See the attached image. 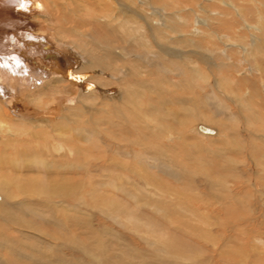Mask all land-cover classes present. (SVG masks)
Wrapping results in <instances>:
<instances>
[{"label": "bare ground", "instance_id": "6f19581e", "mask_svg": "<svg viewBox=\"0 0 264 264\" xmlns=\"http://www.w3.org/2000/svg\"><path fill=\"white\" fill-rule=\"evenodd\" d=\"M109 1L110 3L106 0H0V174L4 171L12 174L10 179L0 177V264H184L181 254L183 252L178 251L177 254L175 252L178 250H175L177 241L175 234H179L180 229L185 227V220L180 224L178 219L177 222H173L176 223L173 232L169 233L168 241L167 238L164 240L167 234L160 229V224L165 220L166 214L171 212L175 214L180 208H176L171 202L164 204L159 201L156 192L162 193V188L158 178L155 179V173L152 175L147 170L139 168L136 172L132 169L133 171L120 175L125 179L112 174L113 172L105 176L111 184H118L117 190L124 193L128 199H139L144 201V206L148 209L151 207L148 215L153 221L150 219V222L145 217L130 212L123 200L102 195L94 188H92L94 190L87 188L90 190L87 199L91 200L93 205L91 207L96 213L87 215L83 209L89 210V206L85 208L86 205L83 206L82 203L84 198L81 191L84 186L80 177L82 168H90L94 173L96 171L97 174H103L121 164L119 165L114 157L103 161L105 156L102 154L109 151L108 148L102 149L92 161L86 159L84 165L80 157L82 155L84 158L87 157H85L87 146L95 148L94 150L98 149L96 144H88L89 140L97 138L102 140L108 136L109 139L104 138L101 144L107 147L112 141L110 134L112 133L113 137L115 132L126 134L125 139L127 134L136 136V140L131 143L141 146L149 141L159 140L163 134H161L163 125L161 127L157 119L151 118L149 113L146 114L140 107L137 101L140 97L149 100L156 97L166 111V121L175 122L179 133H182L190 122L200 124L209 121L207 117H200L195 112V107L197 110L201 108V98L192 99L193 105L189 107H184L189 100L182 97L175 99L178 104H182L179 109L168 107V101H160V97L164 95L163 88H166L167 84L173 87L168 88L170 91L175 89L187 91L186 89L190 87L185 79L182 84H172L173 81L168 74L173 73V68L179 69L180 74L187 72L191 80L193 82L196 80L197 84H200L198 80L203 79L205 75L203 76L202 72L197 73L194 67L186 65L187 68H183L179 63L164 61L162 55L159 56L157 51H153L155 47L152 49L153 44L150 38H147L149 35L142 27L143 25L147 29L150 24L154 25V34L162 41L165 32L160 29L165 28L171 31L169 33H175L171 36L172 41L169 38L165 40L173 46H166L168 45L166 43L156 45L158 51L163 52L170 47L175 49L182 47L188 35L195 39L203 37L207 33L197 27L198 24L208 22L201 20L200 23H195L189 34L181 35L179 34L181 26L178 23H181L183 18L175 15L172 17L173 20H168L166 24L163 17L167 13L166 8L162 7L163 10L158 11L150 6L151 12L141 16L143 24L133 19L137 13L132 11L133 0ZM136 1L148 8V0ZM152 1L164 7L174 2ZM245 1L248 3V0ZM21 4L25 7H21ZM231 7L237 11V15H242L243 7H236L234 4ZM200 8L203 10V6ZM158 13L159 20L152 21L150 18L155 19ZM218 14L216 11L209 13L208 16L214 17ZM169 21L171 23H168ZM243 21L246 22L245 19ZM244 24L246 30L264 33V17L260 16L256 24L247 22ZM255 39L252 53L256 52L264 57V38ZM177 51H180L179 54L182 52ZM226 52L221 53L226 56ZM157 70H160V73H155ZM176 76L177 73L174 77ZM211 105L215 114L223 113L218 106ZM166 125L167 133L169 132L171 137L174 136L170 129L173 127ZM48 140L53 141L49 153L44 150L46 145L42 144L46 141L48 143ZM126 146H116L118 150H114V155L129 158L132 152L126 151ZM147 147L151 152L133 155L137 159L133 160L131 166L143 167L144 164L140 160L146 159L154 164L146 167L155 168L168 178L179 179L182 176V173L164 167L165 164L159 165L158 160L163 157L164 152L158 144H147ZM65 149L67 153H73V158L67 157ZM150 155L155 157H149ZM46 156L51 158L46 160ZM170 160L169 163L172 162V159ZM105 163L108 165L107 169L103 167ZM229 168L232 167L222 165V170ZM125 170L128 171L126 168ZM127 175H132L145 186L152 188L151 192H146L144 188L146 194L143 197H136L130 191L132 187L129 185L132 182L127 179L131 176ZM98 184L93 182L94 187H98ZM127 185L129 187H126ZM10 187L14 188V193L12 190L9 192ZM54 197L59 198V201L54 200ZM15 198L23 200L16 201ZM65 201L70 205L67 206ZM242 201L244 200L240 197L233 199V205L238 206L232 208L240 211ZM121 212L124 217L118 218L117 214ZM186 216L189 217L188 214ZM28 218L54 227L55 238L52 239L58 242H53V246L47 248L49 250L38 249L36 247L38 241L32 234L36 231ZM109 229L114 234H111ZM66 230L72 232L68 231L66 234ZM86 234L98 238L88 243L84 239L89 237L85 236ZM38 235L47 236L41 233ZM172 242H175V246ZM105 243L112 245L118 252L115 255L109 252L113 257L111 262L107 261L108 258L104 259ZM145 247H152V250L148 251L147 248L146 251ZM92 249H95L97 254L90 256ZM221 249L219 254L224 250L223 247ZM164 253L168 256H164ZM193 257L196 259V256ZM190 264L205 262L196 259L191 260Z\"/></svg>", "mask_w": 264, "mask_h": 264}, {"label": "rangeland", "instance_id": "374dc122", "mask_svg": "<svg viewBox=\"0 0 264 264\" xmlns=\"http://www.w3.org/2000/svg\"><path fill=\"white\" fill-rule=\"evenodd\" d=\"M151 1L152 0H148V8H146L142 3L133 0L132 11L137 12L136 18L134 16L133 19L143 23L141 16H144L146 12L150 13L152 9L151 7L158 11L166 8L167 10L165 9V11H167V13L163 16L166 19V24L168 20H173L172 17H175V15L183 18L182 22L178 23L181 26V33H179L181 35L189 34L195 23H200L201 20L205 23L208 22V24L206 23L207 25L203 23L200 25L198 24L197 29L200 28L209 35L205 34L203 37L196 39L188 35V38H185V43L182 47L175 45L176 48L178 47L177 49L170 47V49H166L163 52L158 51L156 45L158 44L161 46L159 43L165 44L167 38L172 41L171 36H174L173 34L175 33L171 34L169 33L171 31L168 29H160V27H157L165 32V37L162 41L156 38L153 31L154 25L150 24L147 29L143 25L142 27L146 31V34L149 35L147 38H150L149 40L151 41V44H153L152 49L155 47L153 51H157L159 56L162 55L161 58L164 59V61L167 60L169 62L179 63L183 68H187L186 65L194 67L197 73L202 72L201 74L203 76L205 75L203 79L198 80V82L200 81V84H197L196 80L195 82L191 80L189 77L190 75H188L187 72L180 74L181 72L179 69L173 68V73L168 74L172 79L170 80L173 81L172 84H182L185 79V82L190 84V87L186 89L187 91H181L180 89L170 91L169 89H173V87L171 88L167 84L166 88H163L164 95L162 94L160 101H168V107L170 106V108L179 109L182 104H178L175 99L178 100L182 97L189 100V102L187 101L188 104L186 103L184 106L189 107V105H193L191 102L192 99L201 98V108H198L197 110V107H195V112L200 117H207L209 121L204 123L201 122L200 124H192L190 122V125L185 128V132L183 131L182 133H179L175 122L166 121V111L158 103L156 97L151 100L146 97L138 98L137 101L139 102L140 107L145 110V113H149L148 115H150L151 118L157 119L161 124V127L163 125V132H161V134H163L159 137V140L149 141L142 146L137 143H131V141L136 140V136L127 134V138H130L128 140L127 138L125 139L126 134H119L117 132H115L116 134L113 133V137L112 133L110 134L112 141L107 144V147L105 144H103V146L101 144L103 143L104 138L107 140L108 136H105L102 140L99 138H97V140L94 139L96 143L94 140H89L88 144H96L98 149L94 150L95 148L87 146L89 150L85 153V157H87L84 158L83 155L80 157L81 162L83 161V165L85 164L84 162L86 159L92 161L94 156L99 154L102 149L104 150V148H108L109 151L103 153L104 155L102 154V156H105L103 161L114 157L122 167L120 169H118L120 166L112 167V171H105L103 174H97L96 171L94 173V170L89 167V169L82 168L80 172L81 181L83 183L82 185L84 186L81 190L82 197H84L82 198V203L83 206L86 205L85 208H88L89 206V210L83 209V212L85 211L84 214L86 213L87 215H95L96 212L91 207L93 206L91 200L87 199L88 192L95 189L102 195L109 196L110 198L113 197L119 201L123 200L125 206L127 205V209L131 210L130 212H134L140 217H145L149 221L151 216L148 214L151 207L148 209L144 206V201L139 199H128L124 193L117 190L116 185L118 184H111V181L106 180L105 177L112 172V174L120 176L129 173L132 169L135 172L139 168L147 170V172H150L152 175L155 173V179L158 178L157 180L161 185L162 193L159 191V193L156 192L159 201L164 202V204L171 202L172 204H175L174 206L176 208H180L178 210L173 208V210H177L175 213L176 215L173 212L165 215L164 221L166 223L163 221L160 224V229L163 233L167 234L165 235L164 240L167 238L168 241L169 233L173 232V226L176 224L173 222H177L178 220L179 224L185 222V227H182L180 231L178 230L179 234H175L177 237L176 246L175 242H172L175 246V250L178 249L175 251L176 254L178 251L180 253L183 252L181 254L183 255L182 261L184 264H190L191 260L193 261L196 259H200V261L205 262V264H264V57L259 53H252V47L256 40L255 38H264V33H262V31L253 32L250 29L246 30L244 26V23L246 22L247 24H256L259 22L260 16L264 17V0H248V3L245 0H174V2L172 1L174 6H172V4H170V6L167 4V7L162 5L159 6V4L152 3L153 1ZM106 2L110 3L109 0H106ZM166 2L171 3L170 0H166ZM233 4L234 6L236 5V7L244 8L241 16L237 15V11H234V8L231 7ZM201 6H203V10L200 8ZM216 11L222 16L219 14L214 17L208 16L209 13H214ZM159 15L160 14L158 13L155 19H150H152V21H158ZM242 19H245L246 22ZM168 23H171V21ZM257 25L259 26V24ZM258 33L259 35H257ZM200 40L205 43H202ZM229 43L230 45H228ZM166 44H168L166 46H173L172 43ZM192 46H194L195 49ZM177 50H181V54H179L180 51ZM222 51H227L226 56L221 53ZM185 57H187V59ZM155 73H160V70H157ZM175 73H177L176 77H174ZM191 81L193 84H191ZM194 86H196V88ZM191 89H193V92L190 91ZM165 90H167V92ZM211 104L218 106L223 113L218 115L215 114ZM166 124L173 127L170 129L174 132V136L171 137L169 132L167 133L168 127ZM50 141L51 140H48V143L47 141L46 143L42 142L43 145H46L44 146V150L47 151V153L52 150L51 147L53 141ZM152 143L158 144L164 152L162 155L163 157L158 160V162H160L159 165L165 164L163 165L164 167L182 173V176L179 179L172 177L168 178V176L158 172L155 168L146 167V165H154L146 159L140 160L144 164L143 167H141L142 165L139 167L130 165L133 163V160L137 159H135L133 155H142L151 152L150 148H148L149 146L147 147V144L151 145ZM80 144L85 143L80 142ZM181 144H184L185 146H181ZM119 145H127L125 147L127 148L126 151L132 152V155L129 158L126 157L127 159L125 157H117L114 155V150L117 149L116 146ZM180 147H182V149ZM66 151L67 149H65L67 157L73 158V153L69 154ZM89 155L90 157L88 158ZM149 157L153 158L155 156L150 155ZM50 158L51 156H46V160ZM170 159H172L171 163H169L171 161ZM53 160H49V162H53ZM223 164L231 166L232 168H229L230 170H222ZM107 166L106 163L103 165L106 169ZM125 168L128 171H126ZM4 172H1L0 177H3V179H10L12 176L11 172ZM127 176H131L127 178L132 182L128 185L132 187L130 191L133 192L136 197H143L146 192H151L152 188L149 186L147 187V185L145 186V184L136 180L132 175ZM14 178L15 177L13 176V179ZM120 178L125 179L123 176H120ZM93 182L99 183L97 185L98 187H94ZM204 183H207V186L203 185ZM128 185L126 187H129ZM10 188L9 192L12 190L14 193V188ZM87 188L91 189L89 190ZM144 188L146 189V192ZM85 190L88 191L86 192ZM237 197L244 200L240 204V211L233 209L238 206H234L232 202V200ZM53 199L59 201V198L57 199V197H54ZM14 200L21 201L23 198H15ZM67 203L68 201H65V204L69 206L70 204ZM109 203L110 202H106V204ZM55 204H57V202ZM35 207L36 206H34V208ZM187 214L189 217L186 216ZM18 216L20 218L22 217L20 215ZM117 216L118 218L124 217L122 212L119 215L117 214ZM15 217L18 218L17 216ZM28 219H30L31 224L36 231V233L32 234L33 236H36L38 241L36 247L38 249L42 248V251L49 250L47 248L52 247L53 242H58H55L52 239L55 238L53 236V231H55L54 227H49L39 220H33L32 218ZM169 223H171V225ZM68 231L72 232V230H66L65 233L67 234ZM109 232L114 234L110 229ZM39 233L44 236L47 235L51 237V239L47 236H39ZM121 234L123 233L121 232ZM87 235H89V237ZM85 236H87L84 237L86 242L98 238L91 234H86ZM222 247L224 250L219 254L218 252L222 250ZM103 248H105L104 252H106L103 253L104 259L108 258L110 260L107 259V261L111 262L113 260V257L111 256L118 252H116V249H114L112 245L106 243ZM145 250L150 251L152 250V247H145ZM95 252L97 251L92 249L90 251L91 254L89 255H96L97 253L95 254ZM175 252H173V254H175ZM165 255L168 256V254L164 253V256ZM164 256L162 257L164 258ZM193 256H196V259H194L195 257ZM186 257L190 259L188 260ZM129 259L130 258H128V261H130ZM136 261L139 262L138 260Z\"/></svg>", "mask_w": 264, "mask_h": 264}, {"label": "snow or ice", "instance_id": "6c2138e0", "mask_svg": "<svg viewBox=\"0 0 264 264\" xmlns=\"http://www.w3.org/2000/svg\"><path fill=\"white\" fill-rule=\"evenodd\" d=\"M21 7H25V5L21 4Z\"/></svg>", "mask_w": 264, "mask_h": 264}]
</instances>
